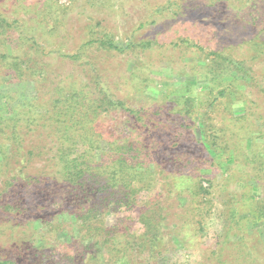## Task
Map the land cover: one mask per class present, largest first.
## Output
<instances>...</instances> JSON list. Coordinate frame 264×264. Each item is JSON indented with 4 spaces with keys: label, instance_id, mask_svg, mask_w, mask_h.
<instances>
[{
    "label": "trees",
    "instance_id": "trees-1",
    "mask_svg": "<svg viewBox=\"0 0 264 264\" xmlns=\"http://www.w3.org/2000/svg\"><path fill=\"white\" fill-rule=\"evenodd\" d=\"M16 24L0 16V47ZM30 41L14 56L0 48V239L8 244L0 246V264H85L88 257L174 264L175 252L192 247L211 248L205 258L215 257L205 264H229L222 260L224 242L199 245L215 204L203 165L211 158L234 165L243 157L251 179L263 181L264 144L248 134L256 131L252 116L264 119V65L257 69L262 75L253 67L264 63V46L254 42L239 60L207 52L194 122L189 98L185 109L165 114L131 108L110 81L116 69L103 73L81 62V49L43 62V47ZM101 45L116 54L132 51L130 43ZM236 107L244 114L234 115ZM189 140L206 155L180 147ZM64 230L66 240L58 237Z\"/></svg>",
    "mask_w": 264,
    "mask_h": 264
},
{
    "label": "rangeland",
    "instance_id": "rangeland-1",
    "mask_svg": "<svg viewBox=\"0 0 264 264\" xmlns=\"http://www.w3.org/2000/svg\"><path fill=\"white\" fill-rule=\"evenodd\" d=\"M0 13L4 19H15L22 31H12L1 44L7 54L18 55L21 46L34 38L43 47L39 52L43 62L58 63V52L76 53L81 49V62L90 60L103 73L108 68L117 70L110 81L131 108H150L165 114L185 109L182 102L189 98L194 122V101L205 91L197 77L205 71L207 52L220 51L239 60L255 49L254 42L264 46V0H0ZM87 41L92 43L84 47ZM107 41L130 43L132 51L109 52L101 45ZM263 65L253 67L257 70ZM257 74L262 75L260 70ZM11 87L1 88V93ZM232 111L238 116L245 110L236 107ZM252 117L256 131L248 137L252 143L263 145L264 119ZM152 118L155 121L159 116ZM180 147L189 154L206 155L192 140L181 142ZM241 147L242 153L246 152L245 145ZM211 162L203 165V173L213 179L211 194L215 204L204 221L199 245L211 247L224 242L228 251H224L223 261L264 264V178L256 184L243 157L234 165L224 166L221 162L219 166L220 160L214 163L212 158ZM40 165L39 161L33 167ZM3 178L0 176V181ZM253 188L256 192L251 195ZM43 213L50 216V212ZM67 231L59 232L58 237L66 240ZM168 234L165 229V245L170 241ZM1 240L6 239H0V246L8 247ZM76 247L79 249L77 244ZM209 249L204 253L193 247L178 250L173 262L209 263L215 257L205 258ZM146 257L147 254L140 256L143 262ZM148 263L163 264L158 259ZM85 264L103 263L88 257Z\"/></svg>",
    "mask_w": 264,
    "mask_h": 264
}]
</instances>
